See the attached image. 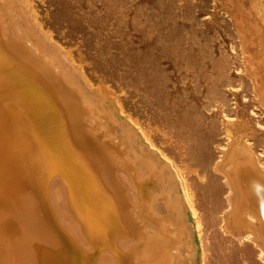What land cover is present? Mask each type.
Segmentation results:
<instances>
[{"label":"rangeland","instance_id":"rangeland-1","mask_svg":"<svg viewBox=\"0 0 264 264\" xmlns=\"http://www.w3.org/2000/svg\"><path fill=\"white\" fill-rule=\"evenodd\" d=\"M20 1L16 0L18 8H14L13 14L18 16L23 11V15H27L30 9L34 21L45 28L42 27L43 32L61 45L63 52L76 62V68H81L88 76L82 80L87 92L92 93L87 96L88 128L105 152L104 161L109 159L110 170L115 171L114 177L123 185L124 190L115 194L124 200L126 215L132 228L137 229L138 237L134 230L120 236L123 246L126 242L134 244L127 245L128 249L122 247L125 257L133 264H145L150 257L141 256L136 262V256L143 255L150 245L154 254L161 253L167 260L165 264H264L261 259V252L264 253L262 205L249 196L251 186L264 192V175L242 143L245 137L264 167V0ZM17 16L14 19L21 25ZM34 40L28 34V43L34 46ZM98 86L109 89L121 103L124 114L135 122L117 119L104 97L95 93ZM141 128L183 172L192 194L191 204L197 213L198 228L174 170L142 135ZM229 130L237 134L230 143ZM221 149H224L222 153ZM216 163L217 171L214 170ZM106 172L110 181L113 174L107 168ZM52 182L51 186L44 187L40 198L35 197L40 206L49 204L46 197L50 204L57 205L60 197L57 188L65 186L58 185V180ZM112 182L113 179L111 185ZM33 198L29 194L27 199L33 201ZM63 199L66 204L67 198L62 192L60 200ZM64 213H67L65 206ZM71 217L74 235L78 238L76 231L80 223L76 216ZM139 241H142L140 246Z\"/></svg>","mask_w":264,"mask_h":264},{"label":"bare ground","instance_id":"bare-ground-1","mask_svg":"<svg viewBox=\"0 0 264 264\" xmlns=\"http://www.w3.org/2000/svg\"><path fill=\"white\" fill-rule=\"evenodd\" d=\"M26 2L28 1L25 0V3ZM17 3L18 2H16V0H0V264H109V263L133 264L132 261H130V258L125 257L122 247H126V249H128V246H134V244H128V242H126L128 246L127 245L123 246L121 242L122 238L120 237L123 236L124 234L131 233V231L133 230L135 232V236L138 237L137 229L132 228V225L126 215L127 205L123 203L124 200L122 198L116 195L124 190V189L122 190L123 185L119 184L117 178L114 177L115 171L110 170L108 165L109 159L106 158V160L104 161L105 152L103 153L102 151L103 148L99 146V141L95 138L93 132H91L90 129L88 128V124H90L89 122L90 116L86 113L87 112L86 105L89 99L87 96L89 95L90 92L89 93L87 92L88 88H86V85L82 81V80L85 81L86 78H88V76L86 77L84 75L81 68H76V66L74 65L76 62H74V60L70 56H68L63 52L62 48L60 47L61 45L59 46L56 43H54L49 37V35L43 32L42 23L40 24L42 27H40L34 21L30 9H28L29 13L27 9L24 10V12L27 11L28 13L27 15L25 14L23 15V11L18 16L16 15V13L13 14L14 13L13 10L17 6ZM52 3H54V1ZM28 4L29 3L26 4L27 7ZM57 8L58 7L56 6V9ZM16 16L18 17V20L20 19V22L22 21L21 25H19L18 21L14 19V17ZM50 17L52 16L50 15ZM147 19L148 18H146V20ZM221 20H223V18ZM167 25L168 24L164 26ZM28 34L29 36L31 35L33 37V40L36 39L34 40L36 45L33 44L34 46H32L31 44L28 43L27 41ZM81 38L83 37L81 36ZM113 41L115 42V40ZM212 52H214V50ZM110 54L112 56V53ZM58 59L60 60V62ZM107 59H105V61ZM201 71L200 72L198 71L199 72L198 74H200ZM79 73L82 74L81 75L82 77L77 76V74ZM110 73L111 72H109V74ZM134 85L136 84L134 83ZM198 85L200 86V84ZM94 91L96 94L99 95V97L101 96L104 97L105 103L115 112L117 119L121 121L124 120L127 121L128 119L130 120L131 123L135 122L133 118L124 114L125 111L123 112L121 103H119V101L110 93L109 89L102 86H98V90L97 91L94 90ZM142 96L143 95H141L140 97ZM94 97L95 96H93V98ZM126 98L128 99V97ZM154 100L156 101V99ZM187 101L185 103H187ZM223 101L226 100L224 99ZM246 103H248V101ZM142 110L144 112L143 108ZM246 112H248V110H246ZM184 117L185 116H183V118ZM198 117L200 116L198 115ZM179 119L181 118L179 117ZM201 119L202 118H200L199 120ZM212 120L214 121V119ZM158 121H160V119ZM198 123L200 122H197V124ZM216 128H218V126ZM248 128L250 129V127ZM141 130H142L141 131L142 135L148 139L150 145L156 148L158 151H160V153L167 159L168 164L174 170V173L181 186L183 197L189 207L190 213L193 216L194 223L197 225L198 228L199 222H198V217L196 216L197 213L195 214L191 204L192 194L188 187L189 185L186 184L187 182L185 180V176L183 172L178 169L177 165H175V162L172 159H170L166 155V153H164L154 144L151 135L145 134L142 128ZM227 132L230 143L232 139H235V136L237 134L233 133L231 130ZM219 133L217 135H219ZM214 135H216V133ZM161 141L163 140L161 139ZM255 142L256 141H254V143ZM242 143L247 149L246 151L248 152V154L253 159L256 168H258L264 175V167L260 164L257 155H255L256 152L255 153L253 152L254 149L252 150L250 143L248 142V140L245 139V137H243ZM223 150L224 149H221V153ZM217 165H218L217 163L215 164V166L212 165V167L214 166L215 171H217ZM106 168L108 171H110L113 174L112 185H111L112 179L108 181L109 174H107ZM95 176H97V178ZM53 180H58L59 181L58 185L61 183L64 184L65 188L60 189V187H58L57 190L60 192V197L62 195V192L63 194L65 193L67 198L66 199L67 201L65 202L66 204H64V199L60 200L59 197L56 207L50 204V202L47 201L48 199L46 197V202H48L49 204L47 205L45 203L43 206H40L39 202L37 203L35 201V197L36 198L39 197V194L41 193V191H43L45 186L48 185L51 186ZM249 191H250L249 196L254 201L262 205L261 206L262 216H264V197L262 200V194H264V192H260L258 187L255 186L249 187ZM29 194L30 197L32 198L34 197L33 201H29L27 199ZM120 196H122V194ZM229 205L230 204L228 203V207ZM64 206L66 207L67 213H64ZM71 215L76 216L77 217L76 219H78L80 223L78 224L79 227L77 228L76 231L77 234L79 235L78 238H76L74 235L75 234L74 222ZM12 231L16 233L13 234ZM11 234H13V236ZM246 238L247 237L245 236L244 239ZM141 244L142 241H139L138 246H140ZM89 248L91 249L89 250ZM226 248L228 249V247ZM91 250H94L96 253L91 255L89 253V251ZM107 252H109L108 253L109 255L106 254ZM144 255H146V257L148 256L151 258V260L146 261L145 264H165L167 262V260L165 261L162 258L161 253H159L158 256L156 253L154 254L153 251L150 249V245L146 246V252H144L143 255L136 256L137 257L136 262L138 259H140L141 256ZM261 256H262L261 259L264 260L263 252H261ZM235 257L237 256L235 255Z\"/></svg>","mask_w":264,"mask_h":264}]
</instances>
